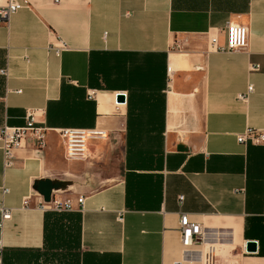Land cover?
I'll use <instances>...</instances> for the list:
<instances>
[{
	"label": "crops",
	"instance_id": "1",
	"mask_svg": "<svg viewBox=\"0 0 264 264\" xmlns=\"http://www.w3.org/2000/svg\"><path fill=\"white\" fill-rule=\"evenodd\" d=\"M23 1L0 21V128L32 113L45 146L27 137L4 168L0 143L2 264H199L206 246L264 264V145L236 142L264 131V0ZM234 24L246 46L228 51ZM63 128L107 138L69 161ZM182 215L203 246H182Z\"/></svg>",
	"mask_w": 264,
	"mask_h": 264
},
{
	"label": "built area",
	"instance_id": "2",
	"mask_svg": "<svg viewBox=\"0 0 264 264\" xmlns=\"http://www.w3.org/2000/svg\"><path fill=\"white\" fill-rule=\"evenodd\" d=\"M25 6L23 0H7L6 4L0 6V21L7 22L10 15L22 9ZM246 28L243 25L234 24L227 27V45L228 51L242 50L246 46ZM0 74L6 76L5 70H1ZM252 88H247V93L251 92ZM126 98L125 93H121ZM58 134L64 150V156L69 161H80L87 157V146L90 141L102 140L107 138V133L103 130L92 129H77L63 128L55 130ZM32 136L36 146L43 149L45 146V129L36 127L33 121L32 113H27L26 123L23 127L9 128L3 126L0 128V143L2 147V163L4 168L12 166L13 151L18 148L21 142L27 137ZM238 144L246 145H264V131L248 127L241 133L236 135ZM6 192V191H4ZM26 203V202H25ZM52 210L70 211L72 205L70 201L64 203L54 202ZM77 211L83 210V198L77 199ZM10 212L7 209L1 208L0 229L3 222L8 220ZM179 232L182 246L185 249L194 246H203L205 235L200 226L191 224L185 215H182L179 220ZM256 245V242H255ZM244 254H249L246 250V244L242 248ZM215 251L213 247L206 246L203 248L199 264H215ZM0 264H2V247L0 245ZM175 264H188L187 262H177Z\"/></svg>",
	"mask_w": 264,
	"mask_h": 264
},
{
	"label": "water",
	"instance_id": "3",
	"mask_svg": "<svg viewBox=\"0 0 264 264\" xmlns=\"http://www.w3.org/2000/svg\"><path fill=\"white\" fill-rule=\"evenodd\" d=\"M116 101L118 103H124L125 102V98H124V95L121 94V93H117L116 94ZM246 250L248 252H255V242L254 241H247L246 242Z\"/></svg>",
	"mask_w": 264,
	"mask_h": 264
},
{
	"label": "rangeland",
	"instance_id": "4",
	"mask_svg": "<svg viewBox=\"0 0 264 264\" xmlns=\"http://www.w3.org/2000/svg\"><path fill=\"white\" fill-rule=\"evenodd\" d=\"M116 154V153H115ZM115 158H116V160H114V163H113V166H112V170L114 171V169H116L117 168V165H118V157H117V155H115Z\"/></svg>",
	"mask_w": 264,
	"mask_h": 264
},
{
	"label": "bare ground",
	"instance_id": "5",
	"mask_svg": "<svg viewBox=\"0 0 264 264\" xmlns=\"http://www.w3.org/2000/svg\"><path fill=\"white\" fill-rule=\"evenodd\" d=\"M178 65V64H177ZM172 68H173V65H172ZM173 70V69H172Z\"/></svg>",
	"mask_w": 264,
	"mask_h": 264
},
{
	"label": "trees",
	"instance_id": "6",
	"mask_svg": "<svg viewBox=\"0 0 264 264\" xmlns=\"http://www.w3.org/2000/svg\"><path fill=\"white\" fill-rule=\"evenodd\" d=\"M130 143H131V141H130ZM128 144H129V141H128Z\"/></svg>",
	"mask_w": 264,
	"mask_h": 264
}]
</instances>
